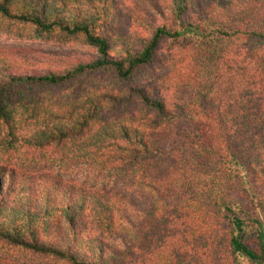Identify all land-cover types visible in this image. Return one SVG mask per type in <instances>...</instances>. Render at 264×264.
Masks as SVG:
<instances>
[{"label":"trees","instance_id":"1","mask_svg":"<svg viewBox=\"0 0 264 264\" xmlns=\"http://www.w3.org/2000/svg\"><path fill=\"white\" fill-rule=\"evenodd\" d=\"M116 3L0 0L1 33L98 53L32 75L0 58V160L133 176L142 222L61 169L0 164V264H264V0H168L148 37Z\"/></svg>","mask_w":264,"mask_h":264},{"label":"rangeland","instance_id":"2","mask_svg":"<svg viewBox=\"0 0 264 264\" xmlns=\"http://www.w3.org/2000/svg\"><path fill=\"white\" fill-rule=\"evenodd\" d=\"M168 0H155L152 5L146 0H117L116 12L118 14L119 30L137 33L148 37L149 31L142 27L141 22L147 20L151 23L160 22L155 11V5L160 4L166 10ZM178 49V47H174ZM177 50L175 51V53ZM158 57V65L167 66L166 53ZM13 60L16 64V74L32 75L45 74L49 71H62L69 69L79 62H90L98 57L94 47L78 41L57 43L39 39H22L0 32V58ZM0 164H9L16 167L30 168L38 173L55 174L60 167L56 162L43 163L37 169L29 162H22L18 156L1 159ZM60 171L66 181L84 182L89 186L104 189L109 194H119L128 200L123 205L125 217L134 225L142 222V214L149 201V194L138 187L133 176L111 177L104 172L98 173L87 165H79L71 169ZM24 261V262H23ZM27 261L22 260L21 263Z\"/></svg>","mask_w":264,"mask_h":264}]
</instances>
